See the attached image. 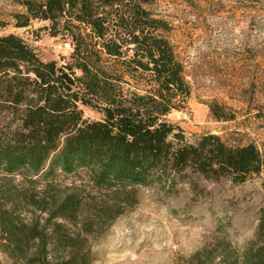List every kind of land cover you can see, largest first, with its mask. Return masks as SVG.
Instances as JSON below:
<instances>
[{
  "label": "trees",
  "instance_id": "obj_1",
  "mask_svg": "<svg viewBox=\"0 0 264 264\" xmlns=\"http://www.w3.org/2000/svg\"><path fill=\"white\" fill-rule=\"evenodd\" d=\"M154 1L25 0L15 27L38 20L51 37L69 39L70 62L61 65L41 60L16 35L0 36L6 264H91L93 242L138 205L140 189L171 192L177 182L195 189L194 177L243 184L261 172L253 144L230 147L214 134L190 143L169 120L190 90L163 35L167 23L148 9ZM81 107L100 118L85 119ZM209 110L216 120L233 119L218 105ZM175 264H264V207L241 250L218 229Z\"/></svg>",
  "mask_w": 264,
  "mask_h": 264
},
{
  "label": "rangeland",
  "instance_id": "obj_2",
  "mask_svg": "<svg viewBox=\"0 0 264 264\" xmlns=\"http://www.w3.org/2000/svg\"><path fill=\"white\" fill-rule=\"evenodd\" d=\"M24 1L0 0V36L20 37L43 61L70 62L69 39L51 37L47 22L15 27V15L25 13ZM148 9L167 23L163 35L183 65L190 90L184 107L172 111L169 120L190 143L214 134L230 147L253 144L263 167L243 184L194 177L195 189L185 182L171 192L162 185L140 189L138 205L93 242L91 264H175L218 229L241 250L264 207V0H155ZM210 105L233 119L216 120ZM81 108L85 119L100 118ZM0 260L6 264L2 254Z\"/></svg>",
  "mask_w": 264,
  "mask_h": 264
}]
</instances>
